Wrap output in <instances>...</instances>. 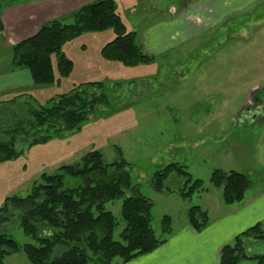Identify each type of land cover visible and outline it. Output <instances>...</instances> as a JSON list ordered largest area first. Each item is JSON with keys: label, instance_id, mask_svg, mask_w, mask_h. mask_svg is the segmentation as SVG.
Returning <instances> with one entry per match:
<instances>
[{"label": "rangeland", "instance_id": "374dc122", "mask_svg": "<svg viewBox=\"0 0 264 264\" xmlns=\"http://www.w3.org/2000/svg\"><path fill=\"white\" fill-rule=\"evenodd\" d=\"M44 1L51 6L49 3L63 0H1V9H6L5 28L36 12V5ZM115 1L127 29L137 33V43L155 59L133 66L107 61L101 50L115 37L114 31L86 33L67 47L74 69L60 85L24 86L45 103L75 84L100 81L104 86L98 92L105 93L108 103L97 107L73 133L53 135L47 142L29 147L24 142L26 137L21 136L16 147L23 153L0 163V208L7 197L27 196L43 173L76 163L92 150L101 151L108 162L124 158L130 163L133 184L153 203V228L159 237L165 215L178 225L187 219L192 206L205 200L211 207L215 203L223 208L234 205L225 203L222 188L211 182L216 169L248 175L251 186L246 198L264 191V111L257 106L264 95V0H239L243 9L223 16L215 26L176 47L169 45L164 52L145 46V32L156 27L171 30L173 16L186 15L203 0ZM196 16H187L191 25L199 18ZM72 21L64 19L65 23ZM10 57V48L1 47L0 69L11 67ZM12 76H0V81L8 79L0 88L12 84ZM18 92H4L0 101ZM3 106L0 103L1 114ZM4 120L0 118V123ZM176 163L185 167L193 182L202 180L205 190L184 198L181 190L187 177L177 172L166 179L162 192L156 190L155 172ZM132 194L126 190L124 197L106 204L119 220L116 240L126 225L123 200ZM0 232H7L21 244L34 242L16 219L0 223ZM247 244L248 254L263 255L264 240L252 238ZM4 262L27 264L29 259L20 251L7 254ZM115 262L122 261L116 258ZM242 264H258V260L249 258Z\"/></svg>", "mask_w": 264, "mask_h": 264}, {"label": "trees", "instance_id": "16d2710c", "mask_svg": "<svg viewBox=\"0 0 264 264\" xmlns=\"http://www.w3.org/2000/svg\"><path fill=\"white\" fill-rule=\"evenodd\" d=\"M1 8L0 0V32H3ZM66 18H71L72 23H65ZM108 29L114 31L115 37L102 47L105 60L133 66L155 59L137 43V33L127 29L115 0H95L67 16L43 23L32 36L10 46L11 69H27L32 88L58 86L74 69L67 47L86 33ZM103 86L100 81H84L45 103L22 88L1 100L5 110L1 114L0 109V118L7 120L0 123V163L23 153L16 147L21 136L26 137L24 142L29 147L47 142L53 135L80 129L97 107L108 103L105 93L98 92ZM118 152L122 156L119 148ZM129 168L130 163L124 158L108 162L101 151L92 150L76 163L64 164L54 173H43L27 196L7 197L0 208V223L18 220L23 232L34 242L21 244L7 232H0V264H8L4 262L7 254L20 251L28 257L27 264H123L155 251L167 241L173 220L165 215L162 235L157 236L153 228V203L133 184ZM173 172L187 177L181 190L184 198L205 190L202 180L193 182L185 167L177 163L155 172L154 188L162 192ZM211 182L222 188L223 200L229 205L242 202L251 186L248 175L234 170L216 169ZM126 190L133 194L123 200L122 219L126 225L120 232V240H116L114 233L119 220L106 204L124 197ZM187 218L198 231L209 222L208 212L200 205L192 206ZM252 238L264 240L260 223L221 248L220 264H242L249 258L263 264L264 255L251 256L247 252V243ZM116 258L122 262H115Z\"/></svg>", "mask_w": 264, "mask_h": 264}, {"label": "crops", "instance_id": "0c3cea01", "mask_svg": "<svg viewBox=\"0 0 264 264\" xmlns=\"http://www.w3.org/2000/svg\"><path fill=\"white\" fill-rule=\"evenodd\" d=\"M92 1L95 0H63L61 3L57 1L49 3L51 6L46 5L47 1L37 4L36 12L28 13L26 18L19 21L18 24L8 28L6 26L4 31L0 32V40L4 37L0 42V48L6 46L10 48L36 33L43 23L67 16L73 10ZM238 1H199V4H196L186 15L183 12L177 17L171 18V30L156 27L146 31L144 44L153 52H164L170 48L171 44L172 47H176L183 41L195 37L199 32L215 26L223 16L227 17L228 14L243 9L239 7L241 4ZM5 10H2L3 23L6 21ZM190 15L199 17L195 21V25L188 22L187 16ZM0 62L3 60L0 59ZM5 74L13 75L9 78L12 84L0 88V94L32 85L31 75L27 69L12 70L11 67H8L6 70L1 68L0 76ZM7 81V78H1L0 86ZM205 202L202 203L205 207L198 204L208 212L209 222L205 228L200 231L196 230L189 223L188 218L178 225H174L172 222V231L163 245L151 253L141 255L123 264H220V251L224 245L233 243L238 234L256 224L260 223L264 228V191L248 198L245 197L242 202L234 204L235 206L231 204V208H223L218 203L211 207L207 200ZM262 254L264 255V253Z\"/></svg>", "mask_w": 264, "mask_h": 264}, {"label": "flooded vegetation", "instance_id": "af4514ba", "mask_svg": "<svg viewBox=\"0 0 264 264\" xmlns=\"http://www.w3.org/2000/svg\"><path fill=\"white\" fill-rule=\"evenodd\" d=\"M263 89H264V87H263ZM257 106H258V108H260L261 110H263L264 111V95H263V98L262 99H260V100H258L257 101Z\"/></svg>", "mask_w": 264, "mask_h": 264}]
</instances>
